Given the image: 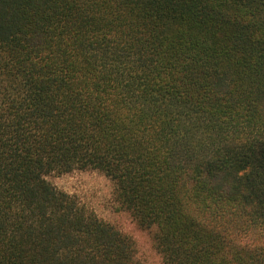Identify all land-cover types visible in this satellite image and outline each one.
Returning a JSON list of instances; mask_svg holds the SVG:
<instances>
[{
    "label": "trees",
    "instance_id": "16d2710c",
    "mask_svg": "<svg viewBox=\"0 0 264 264\" xmlns=\"http://www.w3.org/2000/svg\"><path fill=\"white\" fill-rule=\"evenodd\" d=\"M77 169L164 264H264V0H0V264H151Z\"/></svg>",
    "mask_w": 264,
    "mask_h": 264
},
{
    "label": "rangeland",
    "instance_id": "374dc122",
    "mask_svg": "<svg viewBox=\"0 0 264 264\" xmlns=\"http://www.w3.org/2000/svg\"><path fill=\"white\" fill-rule=\"evenodd\" d=\"M47 178L59 188L74 194L99 217L131 235L143 261L164 264L156 249L153 231L140 227L131 214L120 207L114 193L113 181L104 173L94 169H77L68 173H52Z\"/></svg>",
    "mask_w": 264,
    "mask_h": 264
}]
</instances>
